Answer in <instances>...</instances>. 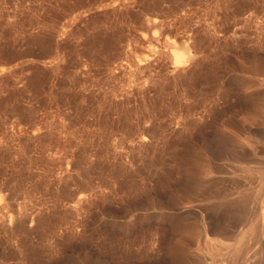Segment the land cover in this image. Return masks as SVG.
<instances>
[{
	"label": "rangeland",
	"instance_id": "rangeland-1",
	"mask_svg": "<svg viewBox=\"0 0 264 264\" xmlns=\"http://www.w3.org/2000/svg\"><path fill=\"white\" fill-rule=\"evenodd\" d=\"M221 66L234 92L264 84V0H0V264H117L108 186L142 201L138 168L182 135L188 77L195 107Z\"/></svg>",
	"mask_w": 264,
	"mask_h": 264
},
{
	"label": "bare ground",
	"instance_id": "bare-ground-1",
	"mask_svg": "<svg viewBox=\"0 0 264 264\" xmlns=\"http://www.w3.org/2000/svg\"><path fill=\"white\" fill-rule=\"evenodd\" d=\"M172 55L174 67L186 65L176 46ZM227 75L221 66L200 79L195 107L188 75L187 113L171 112L182 137L157 142L138 168L141 202L116 194L114 211L108 186L104 240L117 264H264V84L234 77V92ZM257 100L254 110L240 109Z\"/></svg>",
	"mask_w": 264,
	"mask_h": 264
}]
</instances>
